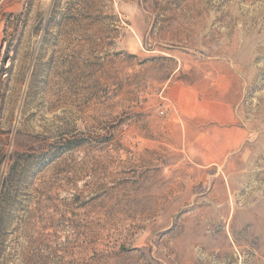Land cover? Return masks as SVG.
<instances>
[{"label": "rangeland", "instance_id": "1", "mask_svg": "<svg viewBox=\"0 0 264 264\" xmlns=\"http://www.w3.org/2000/svg\"><path fill=\"white\" fill-rule=\"evenodd\" d=\"M0 264H264V0H0Z\"/></svg>", "mask_w": 264, "mask_h": 264}]
</instances>
